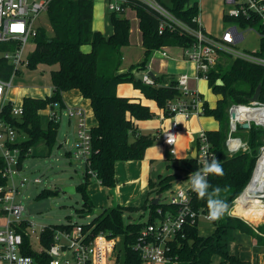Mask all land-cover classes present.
Segmentation results:
<instances>
[{
    "label": "trees",
    "instance_id": "trees-1",
    "mask_svg": "<svg viewBox=\"0 0 264 264\" xmlns=\"http://www.w3.org/2000/svg\"><path fill=\"white\" fill-rule=\"evenodd\" d=\"M159 1L181 21L198 27V23L194 21L201 12L198 0ZM128 5L135 9L139 18L144 55L137 64H132L128 70L122 71L123 47L130 44L131 21L123 13H111L114 30L110 36H106L102 31L93 29L94 0H51L47 9L51 31L39 26L35 48L28 55L26 66L31 70H36L39 65L52 67L50 72L52 93L44 97L25 96L22 100L24 111L20 116L10 114L14 103L12 100L6 109L7 119L25 137L17 144L21 148L19 164L22 166L29 152L40 140H45L49 149H52L56 142L60 121L51 116L44 125L42 110L49 106L55 110V102L59 104V110L64 109L66 104L63 94L74 88L90 100L96 118V124L91 127L93 150L89 163L86 164L84 182L76 187L83 197V208L80 209L82 212H94L96 209L87 192L93 178L90 170L97 174L96 178L101 185L113 188L117 185L116 163L143 159L146 149L157 139L155 135L139 133L136 124L138 120L153 118L156 115L155 111L139 97L119 95L118 86L123 83L133 84L145 98L153 100L157 107L168 113L166 108L168 100L181 95L177 80L165 84L158 78L156 85H150L144 83L142 78H137L133 70L147 69L156 50L175 46L185 48L194 42L192 35L178 27L167 28L160 33L161 19L154 9L137 0H129ZM228 20L225 18L226 22ZM242 24L245 25L246 21ZM261 44L264 48V40ZM83 45H90L91 50L83 51ZM219 54L222 58H233L225 52ZM224 67L225 64H220L209 71V87L221 97L214 107L205 101L204 115L212 116L219 122V128L207 130L206 133L214 153L213 159L217 160L224 170L222 176L210 174L207 177L209 192L220 188L219 198L227 203L229 209L233 201L244 193L243 190L252 177L264 146L263 126L252 123L249 128H244L238 125L236 135L245 139L249 149L229 155L226 148L230 128L229 109L234 104H249L259 85L262 86L259 99L264 101V66L233 58L230 67L228 69ZM13 72L14 66L6 59H1L0 77L9 80ZM20 72L19 70L16 74ZM179 162L182 167L173 163L177 171L160 175L157 181L150 179L149 196L154 194L156 197L171 189L179 177L180 168H184L186 174L199 171L196 157L181 158ZM3 167L4 160L0 157V185L7 183L6 177L2 175ZM45 191L43 190L40 195L45 194ZM190 193L192 206L196 210L208 213L206 199L198 198L192 190ZM243 193L235 200L236 210L248 213L242 210ZM155 197L151 199L147 197L142 207L116 205L105 208L90 223L82 224L83 229L91 231L93 235L106 232L110 237L119 236L117 259L119 264H144L140 254L133 248L137 235L147 221L152 222L157 218L158 208H162L164 214L178 209L177 206L162 199L154 203ZM140 209H149L148 220H130L131 213ZM125 213H129L128 217ZM226 213L219 220L212 221L215 229L206 236L200 234L199 222L186 226L185 236H179L169 243L171 261L166 264H251L250 261L239 259L229 251L230 230L237 229L252 236L256 245L264 246V224L252 225ZM245 218L257 222L256 215H246ZM72 226L71 222L47 225L41 234L44 248L51 245L56 229L61 227L71 229ZM24 245L25 253L34 257L35 264H50L48 253L45 250L36 251L28 236L24 238ZM215 256L221 258L218 263H215Z\"/></svg>",
    "mask_w": 264,
    "mask_h": 264
},
{
    "label": "built area",
    "instance_id": "built-area-1",
    "mask_svg": "<svg viewBox=\"0 0 264 264\" xmlns=\"http://www.w3.org/2000/svg\"><path fill=\"white\" fill-rule=\"evenodd\" d=\"M143 5L154 9L160 16L161 23L159 32L167 28L178 27L183 32L194 38L191 46L182 48L185 59L194 63L195 74L182 73L177 78V87L181 95L167 102V111L171 118L168 129L163 133V143L172 155H176V143L180 129L178 117L185 119L204 115V99L198 87L193 81L206 78L219 52H225L235 58H240L255 64L264 66V48L262 44L259 50L240 51L236 48L238 43L244 41L245 35L241 28L255 30L260 40H264V0H223L225 5L224 15L229 27L219 37L206 32L200 21V15L194 18L198 27L178 19L171 10L159 0H137ZM51 0H0V60L6 59L14 66V72L9 80L0 77V157L4 160L2 175L7 183L0 185V264H35L33 256L25 253L24 238L28 236L32 247L36 251L45 250L50 256V264H105L106 255L108 262L119 264L117 240L106 232L93 235L91 231H84L82 224H73L72 228L61 227L56 229L50 246L44 248L41 242V234L47 225L41 226L38 231L37 225L23 216L24 206L18 200L20 188L28 179L22 176V166L19 164L21 148L18 142L25 138L16 127L7 119L6 109L9 101V92L12 80L16 72L21 70L28 62L25 49L29 43L34 42L38 34V18L47 11ZM108 9L111 13H124L129 7V0H107ZM199 2V1H198ZM200 5V3H199ZM201 8V7H200ZM246 21V24H242ZM260 41V43H261ZM166 55L165 52H163ZM142 81L146 84L156 85V80L149 73L142 74ZM14 102V101H13ZM264 105V101H257L248 105L234 104L230 107L231 133L226 145L232 153L239 152L245 145L239 137H233L232 133L238 125L248 121L249 127L254 124L262 125L255 119L238 120L232 118L231 112L241 107L255 108ZM55 110L50 106L49 118L55 116L60 120V114L65 109L66 115L76 119V132L74 154L83 158L86 164L92 154L91 127L87 123L85 111L81 107H65L59 110V104L54 103ZM22 103H13L10 114L20 116L23 114ZM235 122V126L232 123ZM264 126V125H263ZM248 127V128H249ZM175 134L173 145L167 144L166 133ZM197 161L199 170L205 161L211 162L214 153L205 130H201L196 138ZM96 178L94 171H89ZM16 177L19 180L16 181ZM40 182L39 178L34 180ZM191 184L178 190L170 196L169 202L177 206L176 211L163 213L162 208L157 209V218L147 221L133 244L144 264H166L171 261L169 255V243L185 236V228L199 222L200 217L207 219L208 213L196 210L191 204ZM236 200V199H235ZM148 220V219H146ZM36 243L39 248L36 247Z\"/></svg>",
    "mask_w": 264,
    "mask_h": 264
},
{
    "label": "rangeland",
    "instance_id": "rangeland-1",
    "mask_svg": "<svg viewBox=\"0 0 264 264\" xmlns=\"http://www.w3.org/2000/svg\"><path fill=\"white\" fill-rule=\"evenodd\" d=\"M198 1L201 7L199 18L202 25L206 26L208 31L210 30L212 32L210 33L211 35L219 37L222 32L229 27V24L225 21V5L223 0ZM94 14L95 26L102 27V31H105L107 28L111 29V26L108 24V17L111 12L108 9L107 0H94ZM123 15L131 21L132 26L130 33V44L123 47L124 57L121 69L122 71H126L132 64H137L143 58L144 46L141 41L139 18L136 14L135 9L132 7H128ZM38 25L40 27H44L49 32L51 31V25L49 22L47 11L43 12L39 16ZM240 30L244 32L245 39L244 41H241V43H238L236 45V48L240 51L259 50L261 45L259 34L255 30L251 29H244L240 27ZM88 46L89 45H83L82 49L85 51H89L88 48L90 47ZM34 48L35 43H29L25 49L26 55L31 53ZM160 51H162V49H160ZM163 51H165L167 54L175 56V54H180V52L182 53L183 49L179 46H175L163 48ZM157 53L158 52L155 51V53H153V55L151 56V59L155 57V59L159 60L160 58L158 57L160 55L157 56ZM219 53H217L211 69L213 67H218V65L220 64H225L224 69H228L232 63L233 58L235 57L222 58ZM163 59L165 58L163 57ZM51 69L52 67L39 65L36 70H31L24 64L22 69L20 70V74H16L12 80L9 98L14 101L15 104L20 105L25 96L44 97L46 95H50L53 90L50 73ZM146 71H149V69L139 70L138 68H135L133 70L137 78H141L142 74ZM170 77L172 80H177L178 78L176 74H172ZM195 81L196 83L199 81L198 85H193L195 87H198L200 94L204 99V105L205 101H208L209 105L213 106L216 103L218 96L219 98L221 96L215 94L209 87L208 76L206 78ZM218 82L221 83L220 80H218ZM124 85H128L126 86V88L128 87L129 89H134L133 86H130L128 83H124ZM258 101L261 100L259 99ZM250 103L251 102H249V104ZM86 107L92 111L90 104L86 105ZM48 110L49 109L46 108L41 111L44 125H46L49 120ZM66 112L67 110L64 109L60 114V128L58 131L56 142L52 149L48 148L45 140H40L32 148V150L29 152L22 163V176L27 177L28 181L23 187L20 188L18 200L25 208L23 216L27 217L29 221L36 224L38 231L41 229V226L51 224H66L69 222L73 224H88L96 216V209L102 208V206L96 205V209L94 210V212H82L80 210L83 208V197L82 193L76 190V187L84 182L86 162L83 158H78L74 154L76 119L67 116ZM200 117L205 121L206 124L212 123L213 125L216 122L214 118H206L205 115H201ZM93 120L95 121V118H93ZM87 123L89 125V120H87ZM260 126H263V124ZM231 129L232 127L230 123L229 134L231 133ZM236 132L237 128L235 131H233L232 136L239 137L241 141L245 143L244 147L240 151L248 150L249 144L245 141L244 138L237 136ZM226 148L229 155L236 154L229 151L227 145ZM196 155L197 151L195 152L194 156L196 157ZM178 160L179 159L176 156L175 160H168L166 158H163L162 167L157 172L156 178L159 179V174L167 175L169 173L177 171L178 169L174 168L173 163L179 164ZM193 174V172L186 174L184 168H180L179 177L174 181L173 187L165 191L164 193L156 195V197L155 195H153V197H155L153 199L154 203H158L160 199L169 202L172 193L176 192L178 188H186L190 184V177ZM36 178H39L40 182H35L34 180ZM18 180L19 177H16V181ZM93 185H97L99 189H103V192L91 191V187ZM88 186L90 188L89 194L93 202L95 200L101 202L103 199H106L107 201L108 199L113 198V188L101 186V184H99L98 182V179L95 177L91 179V183ZM68 187H73L75 188V190L68 191L66 190ZM43 190H46L45 194L40 195ZM247 191L249 190L246 189V192ZM255 196L264 198V194L262 192L256 193ZM249 197V195L243 193V198L241 199L242 210L248 213L237 211L234 200L232 207L228 209L226 215L238 217L252 225L264 224V209L251 206L246 201V199ZM126 214L128 213H125V215ZM138 215L140 214L134 213L133 217H139ZM246 215H256L257 222L255 223L246 219ZM135 220L141 221L142 219ZM214 229L215 226L212 221H209L205 217L199 218V232L201 235H209L213 233ZM235 230L237 231V233L234 232ZM235 230H230L229 239L230 241L233 240L230 242L231 245H229L230 251L233 253L238 252L240 255L236 254V256L239 259H255V261L247 260L250 261L251 264H264V246L261 248H256V243L252 236L240 233V231L237 229ZM112 238L115 239V237ZM251 238L253 239V241ZM119 241L117 240V251L119 247ZM36 247L39 248V245L37 243ZM104 259L105 264H112L111 262H108L109 256L106 255ZM214 260L215 263H218L220 261L218 256H216Z\"/></svg>",
    "mask_w": 264,
    "mask_h": 264
},
{
    "label": "crops",
    "instance_id": "crops-1",
    "mask_svg": "<svg viewBox=\"0 0 264 264\" xmlns=\"http://www.w3.org/2000/svg\"><path fill=\"white\" fill-rule=\"evenodd\" d=\"M94 18L95 17H93V29L95 30L101 29L100 31H102V27L95 26ZM108 18H109L108 24L111 26V29L107 28L105 31H102L106 36H110L114 30L113 24L111 22V14H109ZM203 27L205 28L206 32H208L209 34L212 33L210 30L208 31L206 26H203ZM141 41H142V35H141ZM88 47H90L88 48V50L90 51L91 46L89 45ZM166 48H169V47H166ZM156 51L158 52L157 56L160 55L158 57L160 59L157 60L155 59V57L152 58L148 63L147 69H149V71H146L149 74L150 72H152L154 74V77H153L154 79L159 78V80L162 83L164 82L165 84H169V82L172 81L170 77L172 74H176L177 77L180 73H183V72H188L192 75L195 74L194 63L185 59L183 51L182 53L180 52V54H175V56L167 54L165 51H163V49L162 51L160 50H156ZM163 52H165L166 55H164ZM163 57L165 59H163ZM159 73L161 76L159 75ZM198 83L199 81L197 83L196 81H193L194 85H198ZM128 84L130 86H133V84L131 83H128ZM126 86L128 85H124V83L118 86L119 95L129 96V97H139L143 103L149 104L156 113V115L151 119L138 120L136 122L137 127L139 129V133L155 135L157 139L153 143V145L149 146L146 149L143 159L118 161L116 163L115 172L117 176V185L113 187V193H112L113 198L108 199L107 201L106 199H103L101 202H98L96 200L94 201L95 205H100L102 206L103 209L116 206V205L142 207L145 204L147 197L153 198L154 194H151L150 196L148 195L149 194V181L150 179L154 181L158 180L156 178V175L159 169L162 167L163 158H166L168 160H175V156L178 159L186 158L189 156L193 157L195 155V152L197 151L196 138L198 136V133L201 130L207 131V130H213V129L219 128V122L212 116H206V118H214L216 122L213 125L212 123L206 124L205 121L201 119V117H192L190 119H185L184 117L179 116L178 121H179L180 129L178 132V140L176 143V150H177L176 155H173V158H167L166 157L167 147L163 143L162 135L170 126L171 118L169 114L165 113L163 109L157 107L156 103L153 100H149V99L147 100V98L145 99V97L142 95L139 89L134 88V86H133L134 89H131V88L129 89L128 87L126 88ZM63 98L66 104V107H81L84 109L86 119L89 120L90 127L96 124V118H95L90 100L85 98L78 89L74 88V89L66 91L63 94ZM218 99H219V96L216 100V103ZM216 103L211 107L216 106ZM88 104H90L92 111L86 107V105ZM93 118H95V121L93 120ZM180 164L181 163L179 162L178 165ZM160 175H163V174H159L158 178L160 177ZM98 182L99 184H101L100 181ZM89 191H90V188L88 186L87 187L88 194H89ZM91 191L103 192V189H99L97 185H93L91 187ZM134 213H139L140 214L138 215L139 217L137 216L133 217ZM126 215L128 217L129 213ZM149 215H150L149 209H146V210L140 209L137 211H133L131 213L130 220H133V219L134 220L135 219L146 220L149 217ZM234 232L237 233L236 230ZM230 242H229V245H231ZM261 247L263 246L256 245V248H261ZM228 248L230 247L228 246ZM231 253L235 255L236 254L240 255L238 252L236 253L231 252ZM219 260H221L220 257H219ZM245 260H251V259L245 258ZM251 261H255V259H252Z\"/></svg>",
    "mask_w": 264,
    "mask_h": 264
},
{
    "label": "clouds",
    "instance_id": "clouds-1",
    "mask_svg": "<svg viewBox=\"0 0 264 264\" xmlns=\"http://www.w3.org/2000/svg\"><path fill=\"white\" fill-rule=\"evenodd\" d=\"M167 144L173 145L175 142V134L171 132L166 133ZM210 174L216 176L224 175V170L222 165L215 159L211 162L205 161L201 170L195 172L190 177L191 190L196 193L198 198L206 199L209 221H217L227 212V203L219 198L220 188H215L213 191L209 192L210 185L208 183L207 177Z\"/></svg>",
    "mask_w": 264,
    "mask_h": 264
},
{
    "label": "bare ground",
    "instance_id": "bare-ground-1",
    "mask_svg": "<svg viewBox=\"0 0 264 264\" xmlns=\"http://www.w3.org/2000/svg\"><path fill=\"white\" fill-rule=\"evenodd\" d=\"M235 116V118L238 120L255 119L264 125V105L256 106L255 108L241 107L237 109ZM246 189L249 191L246 192ZM246 189L244 190V194L250 196L246 199V201L251 206L264 209V198L255 196L256 193L259 192L264 194V147L262 148L256 168Z\"/></svg>",
    "mask_w": 264,
    "mask_h": 264
},
{
    "label": "water",
    "instance_id": "water-1",
    "mask_svg": "<svg viewBox=\"0 0 264 264\" xmlns=\"http://www.w3.org/2000/svg\"><path fill=\"white\" fill-rule=\"evenodd\" d=\"M150 75L154 77V74H153L152 72H150ZM261 91H262V86L259 85V86L257 87L256 92H255V94L253 95V97L250 98V102H251V103H253V102H257V101L259 100V98H260V94H261ZM235 113H236L235 110H233V111L231 112V116H232V118L235 117ZM232 125L235 126V122H233ZM241 126L244 127V128H248V127H249V122H248V121L243 122V123L241 124ZM263 147H264V146H263ZM263 147H262V148H263ZM166 157H167V158H173V155L169 153L168 149H167V151H166ZM193 157H195V156H193ZM259 157H260V156H259ZM258 159H259V158H258ZM257 161H258V160H257ZM256 165H257V163H256ZM255 168H256V166H255ZM255 168H254V170H255ZM253 172H254V171H253ZM249 182H250V181H249ZM248 184H249V183H248ZM247 186H248V185H247ZM247 186H246V187H247ZM245 189H246V188H245ZM245 189H244V190H245ZM66 190H68V191H73V190H75V188H73V187H68ZM244 190H243V191H244ZM242 193H243V192H242ZM103 211H104L103 208H98V209H96V216L100 215Z\"/></svg>",
    "mask_w": 264,
    "mask_h": 264
}]
</instances>
